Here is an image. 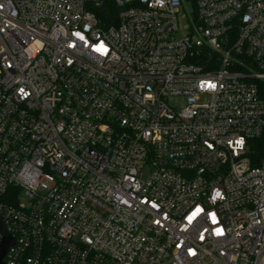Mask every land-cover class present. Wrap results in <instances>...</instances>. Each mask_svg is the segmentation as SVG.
Returning a JSON list of instances; mask_svg holds the SVG:
<instances>
[{"label": "built area", "instance_id": "built-area-1", "mask_svg": "<svg viewBox=\"0 0 264 264\" xmlns=\"http://www.w3.org/2000/svg\"><path fill=\"white\" fill-rule=\"evenodd\" d=\"M104 1L0 0L1 261L264 264V0Z\"/></svg>", "mask_w": 264, "mask_h": 264}, {"label": "trees", "instance_id": "trees-1", "mask_svg": "<svg viewBox=\"0 0 264 264\" xmlns=\"http://www.w3.org/2000/svg\"><path fill=\"white\" fill-rule=\"evenodd\" d=\"M96 15L102 22L109 24L110 22H113L112 18L116 15V7L114 6L112 1L106 0L96 10ZM207 55L201 54L198 57L199 62L207 63L208 58L211 57L210 55L209 57ZM249 154L251 155L255 163L264 157V133L260 137L255 138L249 142Z\"/></svg>", "mask_w": 264, "mask_h": 264}, {"label": "water", "instance_id": "water-1", "mask_svg": "<svg viewBox=\"0 0 264 264\" xmlns=\"http://www.w3.org/2000/svg\"><path fill=\"white\" fill-rule=\"evenodd\" d=\"M0 227H2V225L0 224ZM13 243V239L8 235V234H5L1 243H0V264H4L1 259L2 257L4 256L5 252H6V249L8 247H10Z\"/></svg>", "mask_w": 264, "mask_h": 264}, {"label": "rangeland", "instance_id": "rangeland-1", "mask_svg": "<svg viewBox=\"0 0 264 264\" xmlns=\"http://www.w3.org/2000/svg\"><path fill=\"white\" fill-rule=\"evenodd\" d=\"M186 25H187L186 19L179 16V19H178V27L179 28H178V31L176 33V36L178 38H181L187 34Z\"/></svg>", "mask_w": 264, "mask_h": 264}]
</instances>
